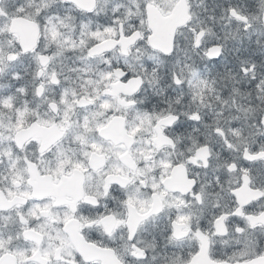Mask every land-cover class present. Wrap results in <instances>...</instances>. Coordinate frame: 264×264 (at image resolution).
Returning <instances> with one entry per match:
<instances>
[{
  "label": "snow or ice",
  "instance_id": "obj_1",
  "mask_svg": "<svg viewBox=\"0 0 264 264\" xmlns=\"http://www.w3.org/2000/svg\"><path fill=\"white\" fill-rule=\"evenodd\" d=\"M200 7L0 0V264H264V0Z\"/></svg>",
  "mask_w": 264,
  "mask_h": 264
},
{
  "label": "flooded vegetation",
  "instance_id": "obj_2",
  "mask_svg": "<svg viewBox=\"0 0 264 264\" xmlns=\"http://www.w3.org/2000/svg\"><path fill=\"white\" fill-rule=\"evenodd\" d=\"M251 47H255V45L253 44V45H251ZM260 56H261V53H259V52L255 53L256 58H259ZM229 61H231V57H229ZM213 65H215L216 69L221 70V71L223 70L221 63H220V60H216L214 62H211L209 64V67H212ZM228 66L232 67L233 65H232V63H229ZM201 67H203V65ZM158 99H159L158 97H151L150 96L149 100L146 101V103L148 104L149 107H151V105L156 103L158 101Z\"/></svg>",
  "mask_w": 264,
  "mask_h": 264
},
{
  "label": "clouds",
  "instance_id": "obj_3",
  "mask_svg": "<svg viewBox=\"0 0 264 264\" xmlns=\"http://www.w3.org/2000/svg\"><path fill=\"white\" fill-rule=\"evenodd\" d=\"M201 3H202V0H191L192 11L196 15L202 14V9L200 7Z\"/></svg>",
  "mask_w": 264,
  "mask_h": 264
}]
</instances>
